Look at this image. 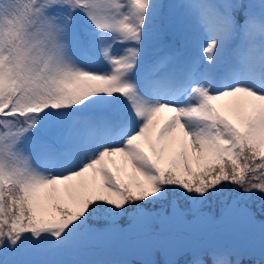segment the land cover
<instances>
[{
    "label": "snow or ice",
    "instance_id": "obj_1",
    "mask_svg": "<svg viewBox=\"0 0 264 264\" xmlns=\"http://www.w3.org/2000/svg\"><path fill=\"white\" fill-rule=\"evenodd\" d=\"M0 264H264V0H0Z\"/></svg>",
    "mask_w": 264,
    "mask_h": 264
},
{
    "label": "rangeland",
    "instance_id": "obj_2",
    "mask_svg": "<svg viewBox=\"0 0 264 264\" xmlns=\"http://www.w3.org/2000/svg\"><path fill=\"white\" fill-rule=\"evenodd\" d=\"M212 234L211 239L214 243L229 244L233 241V237L221 226L209 229Z\"/></svg>",
    "mask_w": 264,
    "mask_h": 264
},
{
    "label": "trees",
    "instance_id": "obj_3",
    "mask_svg": "<svg viewBox=\"0 0 264 264\" xmlns=\"http://www.w3.org/2000/svg\"><path fill=\"white\" fill-rule=\"evenodd\" d=\"M173 2H176V3H179L180 0H173ZM166 21L164 22V25H165Z\"/></svg>",
    "mask_w": 264,
    "mask_h": 264
}]
</instances>
